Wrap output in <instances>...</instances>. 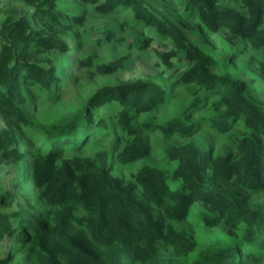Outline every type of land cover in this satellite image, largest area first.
I'll return each instance as SVG.
<instances>
[{
    "label": "trees",
    "instance_id": "16d2710c",
    "mask_svg": "<svg viewBox=\"0 0 264 264\" xmlns=\"http://www.w3.org/2000/svg\"><path fill=\"white\" fill-rule=\"evenodd\" d=\"M13 1L0 9V167L10 168L14 186L0 185V241L10 242L0 264H261L264 93L256 98L253 78L225 69L235 56L207 53L147 0H82L85 9L70 20L59 17L61 0ZM182 2L184 14L207 31L223 29L255 49L251 60L264 75V0ZM91 11L107 19L103 29H82ZM114 12L122 13L121 22ZM126 25L137 30L131 39ZM148 31L172 44L154 50L167 69L182 65L174 87H183L178 93L189 100L172 117L144 126L186 141L166 142L167 166L143 164L129 181L113 174L111 149L97 143L118 130L127 143L115 159L131 165L144 158L149 146L133 121L167 103L168 91L156 80L105 83L45 120L29 110L56 105L73 80L125 69L133 51L150 50ZM111 44L127 52L107 62L94 56ZM68 55L79 56L74 69ZM70 71L79 72L63 74ZM208 100L205 125L224 140V151L188 140L195 133L193 111ZM84 149L92 152L82 155ZM192 219L236 231L234 240L197 243L186 230Z\"/></svg>",
    "mask_w": 264,
    "mask_h": 264
},
{
    "label": "rangeland",
    "instance_id": "374dc122",
    "mask_svg": "<svg viewBox=\"0 0 264 264\" xmlns=\"http://www.w3.org/2000/svg\"><path fill=\"white\" fill-rule=\"evenodd\" d=\"M147 1L157 7L161 12L167 14L172 20L183 25L189 38L198 43L207 53L214 56H219L221 54L235 56L234 62L230 65L227 64L225 69L233 73H244V75L249 78H253L256 82L253 86V88H255L253 95L256 98L264 93V75L257 71V66L251 60V55L256 54L257 51L252 49L246 41L233 38L223 29L214 33L207 31L201 26V23L195 17L191 15L186 16L184 14L185 5L182 0ZM5 2L4 5H0V9L9 7L10 4L15 3V1L9 3L10 0H5ZM61 3L59 17L64 20H70L72 16L75 15V12L85 9V4L82 0H61ZM84 17L86 18V21L84 28L82 29L87 31L95 32L99 29H103L107 24V19H99L93 11L86 13ZM111 17L117 22L123 20V15L120 12H114ZM126 27H128V31L125 33V36L131 39L137 30L134 29V31H132L129 29V25H126ZM148 34L153 37L150 41V50L147 52H143L140 49L133 51V58L131 62L127 63L125 69L115 70L108 73L88 74L89 81L81 78L76 79L75 81L73 80L72 83L65 85V89H62L61 100L58 101L56 105L39 103L34 106V109L29 110L32 111L37 119L45 120L68 111L76 106L78 102L84 100L96 88L105 83L119 84L137 78H150L156 80L158 84H161L168 91L167 103L150 115V117L141 116L133 121L134 124H138V132L142 141L149 146V152L146 153L144 158L131 165L121 164L119 160L115 159V156L127 143L118 130L114 133H107L106 137L97 143L99 146L108 145L111 149L112 157L109 165L112 167L113 174L129 181L134 180L135 174L143 164H149L157 168H164L167 166L168 161L164 157L166 153L163 148V145L166 142L181 143L186 141L180 135H173V137L165 138L156 127L144 126L143 122L148 120L162 122L165 119L172 117L179 110L181 103L189 100L183 92L178 93L183 87H178L181 89L174 87L175 74L182 65H180L179 62H176V68L167 69L160 56L154 50L155 48L160 50L165 48L168 50L172 48V44L167 43L166 40L159 38L158 36L154 37L152 32L148 31ZM119 46L120 44H111L110 46H106L96 51L94 56L102 62L112 60L116 55L117 57H120L124 52H127V49L124 46ZM66 57L69 59L71 69H74L76 67L74 61L79 58V56L68 55ZM86 68L88 67H83L80 71L84 72ZM78 72L70 71L64 72L63 74H66L67 76H69V74L75 76ZM89 72L92 73L94 71L89 70ZM171 88L176 90L174 94L171 92ZM261 101L263 102L264 98ZM210 103L211 100H208L205 104H202L200 108L193 111L192 120L195 122V127L193 129L195 133L188 140H194L203 147L213 146L217 152H220L226 149L224 140L217 138V135L213 133L212 129L205 125L207 118L212 114V108L209 106ZM213 111H217V109L215 108ZM23 145L26 147L28 144L25 141ZM91 150L92 149H84L82 155L92 152ZM0 185L11 191L14 190L10 168L7 166L0 167ZM24 189L30 203L35 205L31 189H29L27 185ZM191 223L192 225L187 224L186 230L193 233L197 243L202 245L209 244L212 240L218 237H221V239L226 238L227 241H232L234 238L231 235L236 234V231H230L220 226L215 228H204L199 221H194L193 219ZM177 227L182 228L179 224H177ZM9 245L10 242L7 239L0 241V256L3 255V251H5ZM256 245L257 244H253L252 246ZM261 264H264V261Z\"/></svg>",
    "mask_w": 264,
    "mask_h": 264
}]
</instances>
